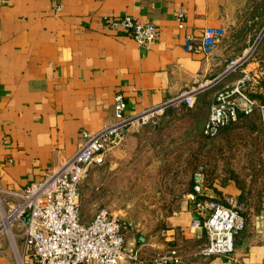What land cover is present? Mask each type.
<instances>
[{
	"label": "crops",
	"instance_id": "0c3cea01",
	"mask_svg": "<svg viewBox=\"0 0 264 264\" xmlns=\"http://www.w3.org/2000/svg\"><path fill=\"white\" fill-rule=\"evenodd\" d=\"M246 1L0 0V198L9 201L4 191L21 192L70 157L81 143V132L109 125L117 94L125 113L132 115L197 82L215 83L216 92L245 73L249 96L264 104V38L236 45L245 34L264 33V24L256 30L260 19L249 14ZM122 17L152 24L155 42L139 47L121 27L110 26ZM206 27L223 31L208 56L198 49ZM187 37L189 51L183 48ZM242 57L243 63L227 72L229 62ZM209 89L195 97L194 106L204 100L209 110L215 93ZM250 119L260 123L257 114L237 121L252 126ZM137 132L127 130L118 152L135 143ZM221 181L213 179L211 188L205 184L203 197L221 201L230 196L240 203L236 183ZM188 194L184 190L176 209L166 215L157 247L176 249L181 264H264V191L252 190L245 205L240 203L244 224L232 252L206 258L192 254L207 240L203 230L188 228ZM93 202H83V208ZM80 209L87 222L91 214ZM22 230L23 223L16 222L10 228L12 239L0 236V264H33L23 251ZM141 264L152 263L146 258Z\"/></svg>",
	"mask_w": 264,
	"mask_h": 264
},
{
	"label": "built area",
	"instance_id": "2783aa9c",
	"mask_svg": "<svg viewBox=\"0 0 264 264\" xmlns=\"http://www.w3.org/2000/svg\"><path fill=\"white\" fill-rule=\"evenodd\" d=\"M121 27L137 46L147 48L157 37L150 23H139L129 17L110 22ZM221 28L203 29L198 49L208 56L222 37ZM191 38L184 40L185 51L190 49ZM244 57L229 62L227 72L236 70ZM243 74L234 84L216 91L209 105L201 134L214 139L221 129L237 121L238 116L257 114L264 128V104L249 96ZM212 82L195 83L176 96L148 107L139 113L127 115L120 94L113 98L112 122L95 132H81V143L74 153L55 168L45 172L43 178L21 192L4 191L0 198V236L12 239L10 228L23 223V251L33 264H141L148 258L152 264H181L178 251L167 247L164 251L148 255L141 246L124 242L120 219L107 207L93 212L87 222L80 216L79 184L90 165H100L105 155L116 149L124 140L129 128L144 126L167 108L191 107L195 97ZM203 168L198 166L192 174V219L189 230H203L206 244L193 251L194 256H227L233 250L234 237L242 230V205L233 197L216 201L203 197ZM19 264V263H18Z\"/></svg>",
	"mask_w": 264,
	"mask_h": 264
},
{
	"label": "rangeland",
	"instance_id": "374dc122",
	"mask_svg": "<svg viewBox=\"0 0 264 264\" xmlns=\"http://www.w3.org/2000/svg\"><path fill=\"white\" fill-rule=\"evenodd\" d=\"M261 37L260 31L245 34L236 45L250 46ZM208 88L211 94L217 86L212 82ZM207 113L203 100L189 108H167L146 125L132 127L138 131L135 143L128 144L124 153L118 152L119 146L101 165H90L80 181V207L87 216L107 207L120 219L125 244L141 246L153 255L166 249L157 247L165 217L176 209L198 166L208 179L231 176L262 193L264 129L260 123L250 119L249 126L237 121L221 129L216 138L207 139L201 134ZM90 200L93 204L83 208L82 203Z\"/></svg>",
	"mask_w": 264,
	"mask_h": 264
},
{
	"label": "trees",
	"instance_id": "16d2710c",
	"mask_svg": "<svg viewBox=\"0 0 264 264\" xmlns=\"http://www.w3.org/2000/svg\"><path fill=\"white\" fill-rule=\"evenodd\" d=\"M246 7L248 8L249 14H251V16L256 17V18L258 17L260 19V20L258 19L259 22H258L256 30L260 29L262 27V25L264 24V0H247L246 1ZM263 38H264V33L262 35L261 40H263ZM259 100L262 102L261 99H259ZM238 118H245V116H238ZM203 176H204V183L206 185H208V187L211 188L213 180L211 178L208 179L207 176H205L204 170H203ZM221 179H222V181H221ZM231 179L236 183V185L239 187V189L242 192V195L239 197V200H240V203L244 206L245 200L251 196L250 193H251L252 189L247 188V192L244 193V191H245L244 186H242L239 181H237L235 178H232L231 176H225L224 178H219L218 180L221 181L222 183H226L227 180H231ZM191 191H192V176H191V182L187 186V189L185 190V192L191 193ZM241 215H242V213H241ZM242 217H243V215H242ZM164 229L165 228H162V230H164Z\"/></svg>",
	"mask_w": 264,
	"mask_h": 264
},
{
	"label": "water",
	"instance_id": "95a60500",
	"mask_svg": "<svg viewBox=\"0 0 264 264\" xmlns=\"http://www.w3.org/2000/svg\"><path fill=\"white\" fill-rule=\"evenodd\" d=\"M137 239H138V241H140V242H141V239H140L139 237H137Z\"/></svg>",
	"mask_w": 264,
	"mask_h": 264
}]
</instances>
